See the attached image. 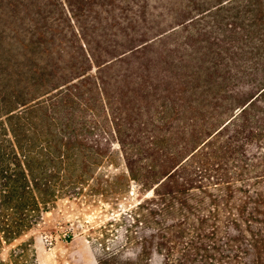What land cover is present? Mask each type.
<instances>
[{
    "label": "trees",
    "instance_id": "16d2710c",
    "mask_svg": "<svg viewBox=\"0 0 264 264\" xmlns=\"http://www.w3.org/2000/svg\"><path fill=\"white\" fill-rule=\"evenodd\" d=\"M133 185L98 264H264V0H0V253Z\"/></svg>",
    "mask_w": 264,
    "mask_h": 264
},
{
    "label": "rangeland",
    "instance_id": "374dc122",
    "mask_svg": "<svg viewBox=\"0 0 264 264\" xmlns=\"http://www.w3.org/2000/svg\"><path fill=\"white\" fill-rule=\"evenodd\" d=\"M118 153V147H116ZM113 169L124 171L116 156ZM60 199L34 228L5 244L0 261H9L12 253L23 247L19 264H98L102 228L121 211L144 198L135 185L118 199L111 196L90 195ZM114 228V226H110ZM114 234L117 230L114 229ZM116 235L110 236V241ZM154 264H159L155 261Z\"/></svg>",
    "mask_w": 264,
    "mask_h": 264
}]
</instances>
